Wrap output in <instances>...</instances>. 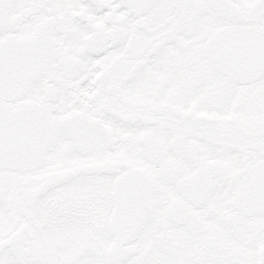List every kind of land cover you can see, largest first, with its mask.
<instances>
[{
    "label": "snow or ice",
    "instance_id": "1",
    "mask_svg": "<svg viewBox=\"0 0 264 264\" xmlns=\"http://www.w3.org/2000/svg\"><path fill=\"white\" fill-rule=\"evenodd\" d=\"M0 264H264V0H0Z\"/></svg>",
    "mask_w": 264,
    "mask_h": 264
}]
</instances>
